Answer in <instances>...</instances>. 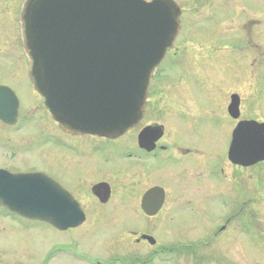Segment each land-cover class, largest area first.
<instances>
[{"label": "flooded vegetation", "instance_id": "1", "mask_svg": "<svg viewBox=\"0 0 264 264\" xmlns=\"http://www.w3.org/2000/svg\"><path fill=\"white\" fill-rule=\"evenodd\" d=\"M6 1L8 3L5 5V16L0 14V56H3L0 59L5 60L7 56H13L14 63L19 64L13 63V65H9L10 67L4 64V71L2 68L0 69V173L12 176L45 174L68 196L64 205V217L71 216L69 209L73 203L75 212L72 216L76 219L83 217L84 220L75 227L60 230L51 223L28 220L11 214L5 207L3 199H0V219L14 220L21 226L23 221L31 223L33 226L43 224L66 234L68 237L63 238L62 245L55 246L49 251L46 257L47 263L55 256L63 253L73 261L87 260L91 264H155L154 261H157L159 256L169 248L161 241V232L157 233L155 230L153 232L151 227L152 219L161 214L171 194L168 188L171 184L166 177L167 171L173 175L171 178L178 182L177 186H181L187 194L193 189L196 193L200 191L205 194L209 191L206 186L213 188L211 194L214 191L210 182L201 187L204 182L203 179L209 178L213 174V166L210 163H205L206 167H204L199 155L203 152L209 153L203 147L180 143L179 121L186 122L187 117H191V121L195 125L199 126L204 123L207 126L201 128L205 130L206 136L211 135L212 128L213 130L218 128L220 130L218 133L221 136L219 142L228 148L226 158L228 164L239 169V171L245 169V167L232 164L228 159V152L232 143V134L241 122L264 123V118L260 116H254L251 113L250 115L245 114V94L248 84L251 88H249V93L254 97V105L252 104L249 109H261L260 111L264 112V34L257 35L256 38L251 34L250 36L244 35L256 53L245 56L244 61L242 60V64H240L243 69L239 78L241 84L237 88H233L232 92H230L232 88L226 86L223 89L224 93H219L217 98L211 100L213 109L209 112L204 110V113L198 114V111L194 109L191 110L192 115H185L180 111L182 109L180 108L174 110V114L166 115L168 117H165L164 121H150L148 104L151 98L149 92L144 115L140 122L121 137L109 139L65 132L53 120L46 108L53 120L52 129L43 131L41 137L36 130L33 132L36 136L30 137L31 141L28 144H22V134L19 135V133H22L24 129L26 130V125L28 126L32 122L35 110H29L28 115H23L24 111H21L19 96L7 83L4 75L18 81L22 78L23 72L28 69V79L34 86L30 75L32 64L24 52L22 11L26 0H21L18 4V0ZM143 1L152 2L154 0ZM170 1L180 9V36L183 31V17L195 15L193 17L202 18L201 12L203 11L199 12V10L200 8L203 9L200 5L204 1ZM207 2L210 3L209 0ZM16 4L18 5L17 9H13ZM185 5H191L192 8L187 10ZM258 38L262 44L258 43ZM198 59L202 60L201 57ZM160 67L153 79L161 77ZM245 73H247V77ZM196 84L199 83L196 82ZM227 88L229 94L227 93L225 96ZM16 101L18 102L17 109L15 108ZM217 110L221 114L213 115V112ZM183 111L186 113L184 109ZM168 128L172 129V134ZM227 134L230 136L229 140L225 138ZM222 136L224 137L222 138ZM209 142L210 140L206 139L205 144ZM42 147L46 148L47 156L42 160L40 159L42 162H38V153ZM199 160L201 164H199ZM262 163L264 162L257 164V166ZM241 168L244 169L241 170ZM225 178H227L226 174ZM86 181L89 182L88 185ZM100 186L103 187L100 188ZM154 188L163 190L164 202L161 209L151 216L144 210L143 199ZM188 202L190 203L192 200L188 199ZM188 206L177 205L174 206V210L184 208V210L189 211ZM240 211L243 215L244 208H240ZM85 227L90 230L106 227L115 231L111 233L114 237L105 239L103 253L92 255L85 252L82 244L79 243L78 234H75L76 230ZM224 229L225 226L220 230ZM117 235H120V244L116 243ZM197 248L195 246L192 248L190 245L183 246L180 243L177 247H171L170 251L175 250L181 255L184 250H193V253L196 254ZM101 258L105 260V263H102L104 260ZM0 264L5 263L0 260Z\"/></svg>", "mask_w": 264, "mask_h": 264}, {"label": "rangeland", "instance_id": "2", "mask_svg": "<svg viewBox=\"0 0 264 264\" xmlns=\"http://www.w3.org/2000/svg\"><path fill=\"white\" fill-rule=\"evenodd\" d=\"M203 1L200 5L203 9L199 10L203 11L202 18L193 17L195 15L183 17V31L161 63V77L151 82V99L148 104L150 121H164L168 117L166 115L180 108L185 115H192L191 110L194 109L198 114L204 113V110L209 112L213 109L211 100L217 98L219 93H224L226 86H230L232 92L233 88L241 84L239 78L243 69L240 64L245 56L256 53L245 38L250 34L255 38L264 34V0ZM7 3L6 0H0V14L4 16ZM17 4L13 9H17ZM184 7L187 10L192 8L191 5ZM258 43L262 44L260 38ZM14 62L13 56L0 59V69L4 71V64L10 67ZM28 73L27 69L18 81L4 75L19 96L23 115H28L29 110H35L32 122L19 133L22 134V144H28L30 137L36 136L34 131L37 130L41 137L43 131L51 130L54 125L43 98L30 83ZM249 88L250 85H246L245 114L264 118L261 109H249L254 105V97L249 93ZM227 93L228 88L225 96ZM218 114H221L218 110L213 112V115ZM191 120V117H187L186 122L179 121L180 143L203 147L208 151L209 154L203 152L199 157L204 167L205 163L213 166V174L203 179L201 187L210 182L214 191L211 194L213 188L206 186L209 191L205 194L200 191L196 193L194 189L187 194L181 186H177L178 182L167 171L171 194L161 214L152 219L151 227L153 232H161V241L169 250L159 256L155 264L158 261L159 264H264V163L241 168L243 171L233 168L226 159L227 146L219 142L220 130L212 128L211 135L206 136L201 127L207 125L202 123L198 126ZM171 130L168 128L169 132ZM225 138L229 140V134ZM206 139L210 140L208 144H205ZM45 156L46 148L42 147L38 153V162H42ZM86 184L89 182L86 181ZM188 199L192 202L187 203ZM181 204L190 205L189 211L184 208L174 210V206ZM240 208H244L243 215ZM223 226L225 229L220 230ZM113 232L106 227L92 230L85 227L76 230L75 234H78L79 243L85 252L99 255L103 253L105 239L114 237L111 234ZM64 237L68 236L43 224L33 226L23 221L21 226L14 220L0 219V260L5 264H91L87 260L73 261L63 253L47 263L49 251L55 246H61ZM119 238L120 235H117L116 243L120 244ZM180 243L183 246L198 247L197 253L184 250L180 255L175 250L170 251L171 247H177Z\"/></svg>", "mask_w": 264, "mask_h": 264}, {"label": "water", "instance_id": "3", "mask_svg": "<svg viewBox=\"0 0 264 264\" xmlns=\"http://www.w3.org/2000/svg\"><path fill=\"white\" fill-rule=\"evenodd\" d=\"M22 22L31 79L60 128L114 139L142 119L151 78L179 34L180 9L170 0H26ZM228 158L243 167L263 162L264 123L241 122ZM67 198L45 174L0 173L11 214L65 230L84 220L72 216L73 203L64 217ZM163 202L154 188L143 207L153 216Z\"/></svg>", "mask_w": 264, "mask_h": 264}]
</instances>
